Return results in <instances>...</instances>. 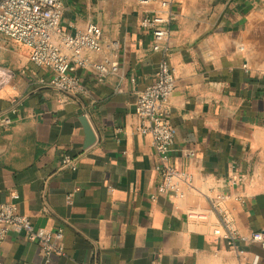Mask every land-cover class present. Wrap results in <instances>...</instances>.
Listing matches in <instances>:
<instances>
[{
  "label": "crops",
  "instance_id": "obj_1",
  "mask_svg": "<svg viewBox=\"0 0 264 264\" xmlns=\"http://www.w3.org/2000/svg\"><path fill=\"white\" fill-rule=\"evenodd\" d=\"M162 1L64 0L62 30L97 24L104 41H119L118 73L79 70L89 95L43 85L50 73L31 61L29 47L15 63L18 74L0 84V206L17 193L20 211L38 227H64L67 253L49 264H264L263 244L249 240L264 230V0ZM150 14L171 19L166 50H154L141 26ZM163 58L178 67L167 104L171 157L194 174L178 201L153 197L159 157L153 138L137 129V95ZM83 113L99 137L89 150ZM67 154L75 170L63 165ZM219 194L241 236L234 247L213 234L220 219L211 201ZM193 210L208 220L191 219ZM236 249L248 257L239 260ZM0 264L47 262L22 234L0 244Z\"/></svg>",
  "mask_w": 264,
  "mask_h": 264
},
{
  "label": "built area",
  "instance_id": "obj_2",
  "mask_svg": "<svg viewBox=\"0 0 264 264\" xmlns=\"http://www.w3.org/2000/svg\"><path fill=\"white\" fill-rule=\"evenodd\" d=\"M149 4L154 0H137ZM171 1L163 0L162 7ZM64 0H0V34L23 43L30 49L31 61L49 71L41 83L48 87L75 95H89L79 70L92 71L99 76L118 73L120 70L119 41H104L103 31L97 24H91L76 34L61 29L60 22L64 11ZM170 18L150 14L143 17L141 26L150 30L153 35L154 50H166L169 47ZM244 47L240 46V50ZM93 53L103 54L101 58ZM178 67L170 60L163 58L158 65L156 79L139 91L135 102L139 117L138 131L150 135L159 157L155 170L161 175L153 197L166 194L177 201L182 199L193 187L194 174L180 170L172 160L171 150L174 145L175 127L171 121L167 104L177 88ZM7 72L0 71V84L9 81ZM135 82V78H132ZM119 92L123 91L121 86ZM187 158L195 156L194 151L186 153ZM63 165L75 170L76 161L69 155L63 158ZM232 182H235L233 179ZM224 194H219L211 201V211L219 216V223L213 228L216 237L223 238L234 247L241 236L233 218L222 206ZM20 195L12 197L0 206V244L10 235L25 234L27 239L40 244L46 256L47 264L53 254L64 255L65 229L63 226L54 230L38 227L33 220L20 211ZM242 202H246L242 199ZM190 218L205 222L209 214L193 210ZM250 242H261L264 246V230L254 231ZM239 260H244L248 252L236 249Z\"/></svg>",
  "mask_w": 264,
  "mask_h": 264
},
{
  "label": "rangeland",
  "instance_id": "obj_3",
  "mask_svg": "<svg viewBox=\"0 0 264 264\" xmlns=\"http://www.w3.org/2000/svg\"><path fill=\"white\" fill-rule=\"evenodd\" d=\"M27 46L0 34V69L7 72L5 77H13L18 69L15 63L29 56ZM1 86V85H0Z\"/></svg>",
  "mask_w": 264,
  "mask_h": 264
},
{
  "label": "water",
  "instance_id": "obj_4",
  "mask_svg": "<svg viewBox=\"0 0 264 264\" xmlns=\"http://www.w3.org/2000/svg\"><path fill=\"white\" fill-rule=\"evenodd\" d=\"M80 120L86 132V139L83 145V149L89 150L98 142L99 137L88 114L83 113L82 115H80Z\"/></svg>",
  "mask_w": 264,
  "mask_h": 264
},
{
  "label": "trees",
  "instance_id": "obj_5",
  "mask_svg": "<svg viewBox=\"0 0 264 264\" xmlns=\"http://www.w3.org/2000/svg\"><path fill=\"white\" fill-rule=\"evenodd\" d=\"M132 72V68L130 70H128V74H130Z\"/></svg>",
  "mask_w": 264,
  "mask_h": 264
}]
</instances>
